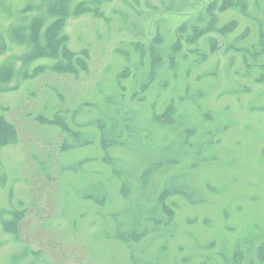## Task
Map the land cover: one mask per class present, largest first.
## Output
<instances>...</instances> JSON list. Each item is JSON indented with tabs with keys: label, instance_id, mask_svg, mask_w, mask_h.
Masks as SVG:
<instances>
[{
	"label": "rangeland",
	"instance_id": "obj_1",
	"mask_svg": "<svg viewBox=\"0 0 264 264\" xmlns=\"http://www.w3.org/2000/svg\"><path fill=\"white\" fill-rule=\"evenodd\" d=\"M212 1L0 0V264H264V0Z\"/></svg>",
	"mask_w": 264,
	"mask_h": 264
},
{
	"label": "trees",
	"instance_id": "obj_2",
	"mask_svg": "<svg viewBox=\"0 0 264 264\" xmlns=\"http://www.w3.org/2000/svg\"><path fill=\"white\" fill-rule=\"evenodd\" d=\"M67 1L68 0H65V3L63 4L62 10H65V5H66ZM216 1L217 0H213L212 3H210V5H212L211 7H213L216 4ZM235 4L240 6L242 9H245L247 6V2L245 0H223V5H224L223 8L232 7ZM61 26H62V21L60 20V21H57L56 23H54V27H53L54 29L53 30L52 29L48 30L47 35H46V39L49 40L47 49L43 51L42 48L40 47L38 50V53H37L38 55L41 54V51L45 54V53H49V51L51 52V50H49V49L55 50L57 48V46L59 47V45L57 44V40L59 39L58 35H59V31H60ZM33 28L39 30L40 24L37 22ZM31 41L38 44V42L40 41V34L38 33V31L36 33L34 32ZM53 50H52V52H53ZM29 58H31V56ZM11 71L13 72L12 68H11ZM9 74H10L9 70L1 69V71H0L1 80L7 81V75H9ZM3 123H5V121ZM8 125L9 124L7 123L6 126H5V124L3 125L4 128L0 127V140H2L5 136H6L5 140H7V137L11 138L12 128L9 127L7 129ZM4 130H7V131H4ZM13 137L14 136H12V138ZM173 194H175L174 190H170V189H166V190L162 191V193L160 194V205L162 204V202H164L165 209L167 212L165 214H167L166 217L170 220V222L174 218L175 212H174V209L166 203V199Z\"/></svg>",
	"mask_w": 264,
	"mask_h": 264
},
{
	"label": "flooded vegetation",
	"instance_id": "obj_3",
	"mask_svg": "<svg viewBox=\"0 0 264 264\" xmlns=\"http://www.w3.org/2000/svg\"><path fill=\"white\" fill-rule=\"evenodd\" d=\"M246 2H247V0H245ZM247 4H248V2H247ZM246 8H247V6H246ZM246 8L245 9H242V10H246Z\"/></svg>",
	"mask_w": 264,
	"mask_h": 264
}]
</instances>
